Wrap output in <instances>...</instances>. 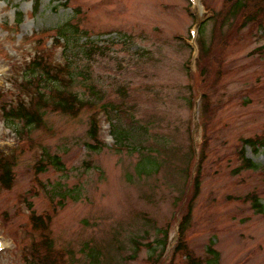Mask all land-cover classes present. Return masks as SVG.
Listing matches in <instances>:
<instances>
[{"label": "rangeland", "instance_id": "1", "mask_svg": "<svg viewBox=\"0 0 264 264\" xmlns=\"http://www.w3.org/2000/svg\"><path fill=\"white\" fill-rule=\"evenodd\" d=\"M226 1L40 0L35 13L33 0H0V109L44 90L25 84L35 57L93 104L76 116L48 109L27 135L0 111V166L12 172L0 185V264H187L174 249L196 173L185 252L205 264L211 245L218 264H264L252 207L264 205V146L244 149L257 169L241 161L243 140L264 141V12L217 30L210 12ZM114 128L132 138L118 145ZM45 153L61 170L40 164Z\"/></svg>", "mask_w": 264, "mask_h": 264}, {"label": "trees", "instance_id": "2", "mask_svg": "<svg viewBox=\"0 0 264 264\" xmlns=\"http://www.w3.org/2000/svg\"><path fill=\"white\" fill-rule=\"evenodd\" d=\"M40 6V0H33V11L36 13L38 11V8ZM264 12V0H227L225 3V7L223 11H219L217 14L212 13V17L215 20V29L221 30L226 26V24H229L230 21H232L236 15L239 13L242 16V19L244 21H256L253 19H250V17L253 14H259ZM216 14V15H215ZM18 19L16 22V26L20 24L21 22V15L18 14ZM212 18V19H213ZM58 35L65 39L67 35H65L64 30L58 29ZM207 51L206 44L202 43L199 45V58L202 59L203 55H205ZM69 61V62H67ZM66 65L68 67L69 63L71 62L70 59L67 58ZM64 68V67H63ZM203 76L205 77V71L202 70ZM40 79V80H39ZM39 80L37 83L38 85L44 86V90L42 91L41 88H38L36 86L34 89L31 87L33 85L34 81ZM25 84H27V87H31L33 89V93L27 94V100L26 101H20L18 105L16 106H9L7 107H1V115L4 118V120L8 123H10L12 126L15 123H18L22 125V128L24 129H16L18 134H29L31 129H36L40 127L43 123L45 112L48 109H51L52 111H57L65 115L70 116H76L80 113V111L83 108H86V106L90 107L89 102H85L84 100H80V98L72 93V92H65L64 89L58 88L60 85V77L57 72H53L50 69V66L48 63L43 61V58L41 57H35L31 62L26 65V72H25ZM55 86L54 90L49 88V85ZM57 87V88H56ZM47 93H46V92ZM7 108V109H6ZM139 133H142L140 131ZM99 134V126H98V120L93 117L91 118L89 129H88V136L90 140L93 142L92 145H88L87 147L91 150L97 151L102 148V145L100 144L98 139ZM113 137L115 138V141L120 146L125 145V141L128 138H132L131 135L129 137L126 136L123 129H116L114 128L112 132ZM264 146V141L262 140H251V139H245L242 141V167L243 169H257L258 166L252 162V160H249L245 157L244 149L246 147L251 148L253 151L258 152L260 148ZM132 151L140 152V150H143L142 146L139 147H133L130 146ZM147 152V150L145 151ZM46 158L44 164L49 167L56 168L57 170H61V162L60 159L57 156H50L47 153L44 155ZM148 160V158H147ZM44 161V160H43ZM142 163V162H141ZM151 163V162H149ZM152 166V165H151ZM39 167V165H38ZM1 173H0V185L5 188L9 189L12 185V172L10 164H5L4 166H0ZM46 168V167H45ZM141 171L146 173L147 171H153V168L144 167L142 163ZM44 169H38V172H43ZM200 189V182H199V175L196 173L194 178L192 179L191 184V193L190 198L187 202L185 215L180 218L179 223V231H178V239H177V246L174 249V254L179 253H185L184 257L185 260H187V264H199L198 261L194 260L190 254L185 252V246L183 244V236L184 232L190 223L191 220V212H192V204L197 198L199 194ZM252 207L255 211V213L263 215L264 216V205H262L258 200L252 201ZM161 249L166 248L165 241L163 244H159ZM207 261L205 264H218V253L212 248V246H208L207 250ZM91 258V256H90ZM95 258V257H94ZM93 258V259H94Z\"/></svg>", "mask_w": 264, "mask_h": 264}]
</instances>
